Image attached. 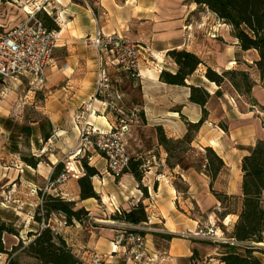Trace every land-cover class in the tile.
Instances as JSON below:
<instances>
[{"label":"crops","instance_id":"crops-1","mask_svg":"<svg viewBox=\"0 0 264 264\" xmlns=\"http://www.w3.org/2000/svg\"><path fill=\"white\" fill-rule=\"evenodd\" d=\"M95 2L88 3L89 7L75 0H55L49 3L55 5L53 7L62 15L65 24L58 32L54 61L45 72V85L37 89L45 97V102L37 110L48 119L52 134L59 132L61 139L56 141L53 153L44 156L45 161L36 168L29 167L24 162L26 136L23 128L20 132H14L11 124L14 121L10 119L15 104L19 110L30 103L29 96H20L19 91L15 90H4L0 80V202L4 203V206L0 205V216L19 231V237L9 235L16 242L19 238L25 241L29 233L41 231L40 224L34 217L42 204L39 192H44L46 188L49 189L48 194L77 202L78 207H84L93 220L100 217L102 207L93 202L96 199L81 201L78 189L71 191L65 183L52 185L51 182L54 168L66 158V149L77 144L79 129L86 117L85 110L94 96L97 54L89 46L88 38L97 29L105 34L125 36L147 48L142 61L141 77L121 71L112 73L114 89L123 97L119 104L122 111L120 116L131 119V113L136 109L139 113L134 121L137 122L138 118L145 120L155 132L156 127H162L166 136L175 140L183 139L187 134L186 123L199 122L203 118V112L200 106L190 102L189 87L167 85L160 81L163 70L173 73L178 70V66L168 56L169 51H191L204 60H213L218 67L224 69L238 67V54L241 55L242 62L248 64H253L258 58L256 51H240L230 27L218 22L210 13L221 27L226 28L233 50L224 51L216 46L215 40L196 34L191 20L200 11L197 4L190 0H100L99 7H96ZM194 5L195 8H192ZM224 39L229 41L226 37ZM205 72L206 67L201 65L187 80V84L204 86L212 99L216 98L215 94L221 88L209 82ZM22 80L24 79L16 83L18 89ZM138 83L141 85V104L137 103ZM228 97L233 99L235 96ZM252 97L259 108L264 109V88L259 81L252 90ZM235 98L239 106L228 103L230 106L224 110L221 118L227 125V130L220 127V119L211 113L192 143V148L198 151L213 148L223 159L226 171L215 181L194 167L169 168L168 154L159 145L155 134L156 143L150 151L157 148L161 157L152 155L146 161L149 169L142 183L148 189V195L144 197L136 182V189L131 192L129 200L122 204L124 211H130L142 202L149 216V222L144 226L150 224L153 229H162L160 233L174 236L171 241L164 243L154 238V233L157 232L147 230L144 236L150 261L146 264H220L219 257L224 252L222 248L210 245L211 241L207 240L184 239L181 234H194L212 225L221 230L222 221L217 216V213L222 212L221 202L212 190L238 197L243 180L242 160L258 141H264V116L245 99H240L238 94ZM94 107L99 109L100 105L95 103ZM113 122L114 116L110 113L90 118L93 126L103 129L110 127ZM30 125L36 127L39 121L34 120ZM42 136L41 128L34 129L32 138L35 140H31V145L36 144L38 148L33 149V153L52 135L44 140ZM99 164L106 167L102 162ZM96 167L101 175L98 181L104 182L103 187L116 181L107 174L106 169L102 171ZM128 176L135 180L132 175ZM13 185L16 190L14 193L10 191ZM97 193L100 200L96 201L101 202L104 196L101 192ZM241 207L242 200L238 197L236 211L224 221L228 230L238 220ZM109 216L104 220L115 223L111 229L85 228L80 224L67 226L61 215H53L47 226L65 239L84 264H92L95 255H99L104 264H137L128 261L125 248L119 247L116 251L113 249L117 234L133 226L114 222ZM4 239L6 241L7 235ZM262 263L264 264V260Z\"/></svg>","mask_w":264,"mask_h":264},{"label":"trees","instance_id":"trees-1","mask_svg":"<svg viewBox=\"0 0 264 264\" xmlns=\"http://www.w3.org/2000/svg\"><path fill=\"white\" fill-rule=\"evenodd\" d=\"M190 1L197 4L199 10H207L215 16L218 22L229 26L232 36L238 41L237 46L240 51L253 50L258 54V58L253 64L242 62L246 69L225 70L215 63L202 59L194 52L175 49L169 51L168 56L178 66V70L175 73L163 70L160 74L162 83L189 87L190 102L200 106L203 112V118L199 122L186 123L187 134L183 139H170L166 136L162 127H156L158 143L168 154L167 165L171 169L178 166L181 169L194 167L196 170L204 172L212 181H215L220 175L224 174L226 165L213 148L204 149L205 154L201 155L199 164H187L184 158V154L198 151L192 148V143L210 115L207 106L212 100L211 94L204 86H189L187 80L203 65L206 67V79L221 88L215 96L223 97L225 95L222 91L223 86L228 83L252 108L259 107L252 97V90L258 81L264 88V0ZM37 18L48 30L59 32V26L46 12H39ZM240 63L238 61V65ZM261 110L264 112L263 108ZM262 120L264 123V118ZM219 125L223 130H227V125L224 122ZM23 160L27 166L32 168H36L41 162L45 161L44 158H36L35 156L23 157ZM81 163L86 173L78 181L80 200H100V195L94 190L92 183V179L100 176V172L95 167L90 166L85 159H82ZM62 167L63 164L59 163L54 168L51 182L60 174ZM145 167L146 162L142 157L132 156L126 172L132 175L139 184V189L143 192L144 197H147L148 189L142 183L146 172ZM242 172L243 180L239 187L238 196L242 200V207L238 214V220L230 230H228L224 221L228 215L236 211L238 197H230L226 193L212 190L221 202L222 212L217 213L218 218L222 221L220 228L229 239L228 243H209L223 249L224 252L219 257L220 264H263L262 259L256 255L261 250L255 246L264 241V141H258L249 150V154L243 158ZM39 195L43 203L37 209L34 217L39 224L44 221L48 225L53 215H63L67 226L83 225L84 220L90 219V213L84 207H78L77 202L66 201L52 194L43 193V191H40ZM109 218L114 222L133 227H139L149 222L146 206L142 202L130 211H115ZM139 232L143 236L145 235V232ZM5 235L19 237V231L0 216V253L7 254L10 257V264H23L17 257H14V253L21 249V253L33 259L36 264H84L65 239L49 226L41 232L29 233L28 242L19 238L11 246V250L6 247ZM173 237L160 232L154 233V238L163 242H169Z\"/></svg>","mask_w":264,"mask_h":264},{"label":"built area","instance_id":"built-area-1","mask_svg":"<svg viewBox=\"0 0 264 264\" xmlns=\"http://www.w3.org/2000/svg\"><path fill=\"white\" fill-rule=\"evenodd\" d=\"M84 2L89 7L87 0ZM99 2L100 0H96V7H99ZM47 13L49 14L48 11ZM58 38L59 33L48 30L35 14H30L21 25L4 32L0 31V80L3 85L11 88L21 79H28L36 90L42 88L46 82L45 72L54 61ZM88 41L97 54L95 92L91 104L85 110L86 117L79 129V140L77 144L66 149V156L75 159L89 150V147L93 148L94 152L106 161L107 174L118 180L129 167L130 155L126 138L139 111L135 109L131 113V119L120 116L122 111L119 104L123 97L114 89L112 73L121 71L141 77L142 61L147 48L125 36L105 34L101 29H97ZM95 103L100 105L99 109L94 107ZM102 113H110L114 116V122L108 128L95 127L90 123L92 116H100ZM60 139L61 134L54 132L42 147L33 153V156L43 158L50 155L53 153L56 141ZM72 171H74L72 168H67L52 181V185L66 183ZM99 184L104 185V182ZM10 191L16 192L14 185ZM44 193H49V189L46 188ZM41 203H43L42 199ZM0 205L4 206V203L0 202ZM116 209L119 211L117 207ZM46 227L43 221L40 225L41 231ZM139 231L140 229L135 227H127L120 231L113 241V249L116 251L119 247H123L128 261L146 264L150 261L147 241ZM181 237L213 243L229 242L222 230L213 225L200 229L194 234H181ZM0 264H10V257L0 253ZM92 264H104V261L99 255H95Z\"/></svg>","mask_w":264,"mask_h":264},{"label":"rangeland","instance_id":"rangeland-1","mask_svg":"<svg viewBox=\"0 0 264 264\" xmlns=\"http://www.w3.org/2000/svg\"><path fill=\"white\" fill-rule=\"evenodd\" d=\"M15 1H16L15 3L11 0L0 2L1 32L10 30L18 25L23 24L29 18L30 14H35L37 18V14L41 11L46 13L48 11L49 15L55 20L60 30H61V26L65 24L62 15L58 12V10L55 9V7H53L55 5L49 4L50 2H55V0H47V1L46 0H15ZM75 1L79 4H83V5L85 4L84 0H75ZM94 1L96 0H87V2L90 4L93 3ZM199 11L200 13H197L195 17H193L191 20L193 23V30L196 31V34L200 33V36L202 38L207 37V38H211V40H215L216 46H218L220 49H223L224 51L229 52L233 50L231 48L232 45L229 44L230 39H228V35L226 34V28L221 27V25L214 19V17H212L209 14V12H207V10L201 9ZM224 37H226L229 41H225ZM237 58L239 63L240 62L241 63L238 65V67L231 69H246V66L242 63L241 60L242 57L240 54L237 55ZM207 61L214 63L213 60H207ZM231 69H225V70H231ZM17 84H14L13 86H11V88H6L3 84L1 85H3L2 88L4 90L7 89L9 92L15 90L17 92L19 91L18 93L20 94V96L22 94L29 96L28 100L30 103L26 104L24 107H20L19 110H17L16 108L17 105L15 104L12 113L10 115V119L14 121L11 123L14 132L16 131L20 132L22 128L24 130L26 136V141H25L26 151L24 152V157H32L33 156L32 150L38 148V145L36 144L34 146L31 145V140L33 139L32 135H34V129L41 128V131L43 132V136H42L43 140L47 139L52 135V130L49 129L50 127H49L48 119L40 115L37 110V108L42 106L43 103L45 102L44 95L40 93V91L36 90L28 80L25 79L22 80L21 85L20 84L18 85L19 89L16 86ZM140 91H141V85L140 83H138L136 86L138 104H141L140 95H139ZM222 91L225 95L223 97L213 98L208 106V110L210 114L213 113V115L217 117L218 120L220 119V123H223L221 118L224 115V110L228 109L230 106L228 103H233V104L236 103V105H238L237 98H235L237 94L235 93L233 88L228 85V83L224 84ZM228 96H235V97L231 99V97L229 98ZM240 99L244 100L243 97H241ZM256 111H258L259 113H261V115L264 116V112H262L261 108L256 107ZM34 120L39 121V125H37L36 127L30 125V123H32V121ZM92 122H94L93 119ZM155 134H157V131L155 132L154 128L149 127L145 120L138 118L137 122L134 121V123H132L130 132L128 133L126 138L128 153L130 157L136 155L141 156L145 160V162L152 155H157V157H161L160 151H158L157 148H155L154 151H150V149H152L156 143ZM202 154L203 155L205 154L204 149L194 152L192 151L188 152L184 154V158L186 159L187 164H199L201 161ZM96 155L99 154L97 152H94L93 148L89 147V150H87L85 153L83 152L82 155L78 156L75 159H70L66 156V158L62 162L63 167L61 169L60 174L63 173L65 170H67V168H72L74 170L71 172L70 178L65 183V185H67L71 191L74 189H78L80 192L78 181L86 173V170L81 163L82 159L87 160L89 165L95 167L96 169H97L96 166H98V168H100L102 171L106 169L105 166L102 167V165L99 164V162H102L103 165L106 164L104 158L103 159L99 158L102 156L98 157ZM91 156H93L94 159L91 160ZM146 165L149 166L147 162ZM148 169L149 167H145L146 172L144 179L147 176ZM128 175L130 174L126 172L121 178H119L115 182L111 181L110 183H107L105 187L99 184L98 177H101V175L94 177L92 179L94 190L96 192H101L100 194L104 196V198H101V202L96 200H94L93 202H96L100 207H102V209H100L101 211L100 217H95L96 220H93L92 216L89 215L90 219L84 220V223L82 225L83 227L85 228L98 227L102 229H111V227H114L113 224L115 223L104 219L105 217L107 218L109 214L117 211V209L114 206H117L119 210L124 211L122 209V204L126 203L129 200V196H131V192H133L134 189H136L135 188L136 181L135 180L133 181ZM140 192L143 193L141 190ZM113 196H115V198ZM227 225L229 226L230 223L228 222ZM151 227L152 226L149 224L147 227L141 225V227H137V228L141 229L140 231L142 232H148L147 230L149 229L151 230V232H162V229H153ZM117 231H120V229H117ZM24 240L25 242H28L29 238L27 237ZM6 243H7L6 247L9 250H11L12 248L11 246L16 243V240L10 237L9 235H7ZM255 247L261 250L257 254V256L260 257L262 260H264V241L262 242L261 245L257 244ZM21 250L14 253V257H17L19 261L22 262L23 264H36V262L33 259L27 257L24 253H21Z\"/></svg>","mask_w":264,"mask_h":264},{"label":"bare ground","instance_id":"bare-ground-1","mask_svg":"<svg viewBox=\"0 0 264 264\" xmlns=\"http://www.w3.org/2000/svg\"><path fill=\"white\" fill-rule=\"evenodd\" d=\"M192 8H195V5H194ZM261 244H262V243H261ZM261 244H259V245H261Z\"/></svg>","mask_w":264,"mask_h":264}]
</instances>
